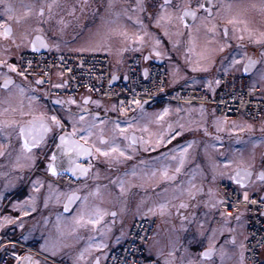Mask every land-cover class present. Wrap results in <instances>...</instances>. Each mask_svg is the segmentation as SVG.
Returning a JSON list of instances; mask_svg holds the SVG:
<instances>
[{"label":"rangeland","instance_id":"1","mask_svg":"<svg viewBox=\"0 0 264 264\" xmlns=\"http://www.w3.org/2000/svg\"><path fill=\"white\" fill-rule=\"evenodd\" d=\"M198 1L173 0L172 7L163 9L173 18L162 19L157 24L164 4L162 0H143L145 9L151 8L149 14L136 7L137 0H113L115 7L110 10L108 0H88L87 7H82L83 0H68V39L50 40L49 46L51 50L107 54L113 70L124 69L133 52L161 56L168 70L169 87L214 88L220 74L242 73L239 60L246 53H252L256 55L258 65L247 76L250 85L257 87L264 98V81L258 79V73L264 70V41L257 42L264 33V10L259 11L257 0H217L219 11L216 10L213 17L205 19L208 15H199L185 28L176 18L179 9ZM160 2L162 5L158 7ZM229 4L231 10L227 8ZM115 13H120L119 19ZM113 20L114 23H107ZM230 20L236 22L229 23ZM213 25L215 30L210 31ZM224 28H227L228 38L224 36ZM237 41L243 42L245 48L227 50ZM234 60L237 63H233ZM193 68L197 70L193 71ZM87 95L83 91L76 96L60 97L58 100L63 103L51 104V109L37 103L50 115H56L70 132L73 131L71 121H74L75 137L93 146V156L88 158L92 171L80 184L62 185L60 177L52 176L47 171L50 155L45 149L38 155V148H33V159H25L18 135L9 136L13 128H6L4 134H0V144L5 145L0 149L5 153L0 156V222L3 223L0 235L22 244H7L15 257L22 258L16 259L15 264H30L24 257H31V264H54L52 260L60 264H102L107 251L126 238L132 221L146 217L153 218L156 227L145 245V255L159 264H164L165 260L180 264L181 256L185 262L193 259L195 264H220L218 254L212 261L201 260L197 255L209 246L213 228L219 229L215 244L217 249L224 246V264H241L246 237L245 213H239V220L237 217L221 218L218 205L212 208L211 204L218 201L215 183L233 181L230 179L232 172L239 167H250L253 172L251 180L243 187L236 183L239 190L244 195L264 193V181L259 179L264 173L261 163L264 159V122L228 119L217 115L209 105L178 102L143 106L128 116H121L115 100L92 96L91 110L85 112L89 100L85 103L83 97ZM28 99L27 93L21 94L16 85L1 91L0 121L19 120L21 108L24 112L30 110ZM69 100L75 103H69ZM94 110H102L108 117H96L93 121ZM70 113L74 114L71 118ZM93 123L92 135L85 142L81 139L84 135L81 129ZM176 132L181 134L176 136ZM131 134L137 141L134 149L128 147L130 141L125 138ZM113 136L131 159L121 157L119 163L110 164L111 158L95 153V147H107L100 145L101 137L110 141ZM177 167L180 172H176ZM133 169L135 176L131 174ZM165 173L175 179H166ZM120 179L124 181L123 192L118 183H113ZM189 181L195 185L193 192L201 189L194 198L187 191ZM97 188L99 194L91 195ZM20 190L22 193L17 195ZM70 191H80L81 197L87 196L88 204L76 202L65 212L63 201ZM181 203L189 207L179 209L178 213L177 207ZM161 204L166 205L163 212L159 207ZM97 207L101 215L94 218L99 222L95 225L87 223ZM82 210L83 220L77 225L74 221ZM58 215L61 217L59 232ZM182 215L188 220L182 221ZM13 227L16 228L15 237L9 232ZM60 232H63L62 236ZM201 232L206 234L200 235ZM194 235L195 240L192 239ZM46 241L58 242L59 250L55 256L51 255L50 249L41 248ZM173 244L176 251L170 257L168 253L173 251ZM262 256L264 258V249Z\"/></svg>","mask_w":264,"mask_h":264},{"label":"built area","instance_id":"2","mask_svg":"<svg viewBox=\"0 0 264 264\" xmlns=\"http://www.w3.org/2000/svg\"><path fill=\"white\" fill-rule=\"evenodd\" d=\"M18 64L20 72L27 69V78L33 82L37 79L43 81L39 84L43 89V100L50 105L55 99L76 96L85 91L92 97L115 100L121 116L130 115L143 106L178 102L209 105L217 115L228 119L243 118L252 122H264V98L260 96L257 87L250 85L245 73H222L214 88L169 87L165 62L158 63L153 58L146 60L138 52L130 54L122 70H113L109 57L103 53L61 50H26L20 53ZM113 75L117 76L115 81H112ZM135 101H139V104ZM83 164L87 166L88 160ZM57 177L64 183L79 182L66 173ZM215 192L218 201L226 202L218 204V210L224 214L221 218H235L241 211L245 213L243 264H264L263 193L247 194L248 199L245 200V195L236 183L228 180L217 181ZM155 227L156 221L150 217L133 220L126 238L107 251L102 264H157L155 259L145 255V245ZM1 237L0 264H15L16 257L7 244H22L0 235Z\"/></svg>","mask_w":264,"mask_h":264},{"label":"snow or ice","instance_id":"3","mask_svg":"<svg viewBox=\"0 0 264 264\" xmlns=\"http://www.w3.org/2000/svg\"><path fill=\"white\" fill-rule=\"evenodd\" d=\"M56 0H52L51 3L47 4V8L49 13L51 14L53 6L55 5ZM0 5H2L3 7V12L2 14H0V28L3 29L2 32H0V37H4L7 39H11L13 44H16V40H15V36L13 34V30L11 28V26H9L7 24V21H11L12 19H14V17L11 15V13L13 12V6L10 3H7L6 0H0ZM89 6L88 0H83V5L82 7H87ZM262 8H264V3H262ZM33 7L34 6H28L27 11L24 13V18H23V23H24V30L21 33L20 39L23 41L25 39H27L30 31H32V26L31 24L28 22L27 17L29 16V14H34L37 17V22L38 23H43V20L41 18H43L44 16V10H45V5L43 3H41L39 5V9L38 11H35L33 13ZM113 7H115V4L113 2V0H108V4H107V8L110 10ZM136 7L140 10V11H145V6L143 3V0H137V5ZM169 7H172L171 4V0H164V4L161 6V13L159 14L158 18H157V24H159L160 20L162 19H168L171 20L173 17L171 14H167L163 11V9H167ZM176 7H179V5H177ZM216 7V5L214 4L213 0H199V2L196 4V7L193 8L191 6H185L180 10V14L178 17H176L180 23L184 24V27L187 28L189 25L186 23V20L188 18H191V20L193 22L196 21L197 17L199 16L200 12H206L208 14V16L205 18H211V14H212V10ZM227 8L229 10H231L232 5L229 4L227 5ZM127 11V10H125ZM217 11H219V9H217ZM120 13H115V17L116 19H119ZM4 17H7V21L4 20ZM16 22L19 24L21 23V18L20 17H16ZM115 21H107V23H114ZM139 23V21H137ZM235 20H230L229 23H235ZM36 31H39V29H35ZM215 30V25H213L212 29H210V31H214ZM224 35L225 37H227V28L224 29ZM242 38V37H241ZM264 41V33L261 34V40H258L257 42H262ZM31 43V49L33 52H38L40 49L42 48H48L49 45L45 42L44 38L41 36H36L34 39H32L30 41ZM157 43H159V41H157ZM16 47H20L19 44H16ZM58 47V45H57ZM223 50V49H221ZM81 51H83V49H81ZM157 55H159V53H157ZM262 55H264V53H262ZM233 63H237V61H233ZM258 61L256 60H252L251 58H249L247 60V62L245 63L244 66V72L248 73L251 72L254 68H256ZM0 66H6L11 72H16L18 75L27 78L28 75V71L27 69H25V71H21V72H17V66L15 64H11L7 61V59H0ZM30 66V64H29ZM193 71H196L197 69L193 68ZM206 70V69H204ZM113 79H115V77H113ZM258 79L260 81H264V70H261L258 73ZM43 81L41 79H37L35 80V83L37 85L41 84ZM217 83H219V81H217ZM14 81L11 79L10 76H5L4 78V84L2 85V87H4L5 89H7L10 85H13ZM17 88H19V91L21 94L24 93V88L16 85ZM54 87H62V85H54ZM30 100H37L38 97L35 96H31L29 97ZM87 98L85 99V103H87ZM56 103H63L62 101H56ZM69 103H75V101L73 100H69ZM98 103V102H96ZM135 103L139 104V101H135ZM7 111V110H5ZM123 111V109H122ZM165 113L167 112V109L164 110ZM12 112L15 113L16 109H12ZM19 115L21 117L25 116V115H29V113H26L22 110H20ZM70 118L74 115V114H69ZM159 118V117H158ZM48 119L51 120V124L48 123ZM79 119L81 121H83V116H80ZM96 120V116H93V121ZM73 123V131L71 133H68L66 131L63 132V134H61L59 136V143L57 144V150L60 152V157H58L55 153L49 158L50 163L47 165V171L49 173H51L52 176H57V175H62L64 173L70 172L73 176L76 177H83V178H87L89 175V171L91 168V164H89L88 167H84L83 165H80L77 163V159L79 156H89L92 157L93 156V149L89 148V147H85L84 145H81L80 143H78L76 140L73 139V137H75L77 135V130H76V126H75V122L71 121ZM95 124L93 123L92 125H89L86 128L81 129V131L84 133V135H81V139L85 140V142H87V139L92 135L91 132V128L94 127ZM116 127L119 128V124H116ZM183 127V126H181ZM6 128H19V137L20 139L23 141L22 143V148L24 150V158L27 160H32L33 157L31 156V150L33 148H37L39 145H41L42 143L45 142V138L48 135V133L53 131V128H57V129H61L63 130L64 125L61 123V120L57 118L56 115H52L49 118H45L44 114H41L39 116H33V118L31 120L28 121H21V120H16L15 118L13 119H9V120H4V121H0V134H4V129ZM121 133H123V129H121ZM181 133L180 132H176L175 135L179 136ZM126 139H128L130 141L128 147H131L134 149V146L136 144V138L133 137H125ZM100 145H107V147H95V153L98 154L101 157L104 158H111L109 159V163H119L120 162V158L124 157L125 159H131V157L127 156L126 154V150L125 149H121L118 145V143L116 142V138L115 136H113V138L109 141L104 139L103 137L100 138L99 141ZM189 147L191 146V143H189L188 145ZM5 147V145L0 144V149H3ZM5 153L0 150V156H3ZM19 159V157H18ZM64 159L67 160V167L64 166ZM183 163V159H181V164ZM228 164L231 163V161L227 162ZM262 164H264V159H262L261 161ZM176 172H180V168L177 167ZM127 174V173H126ZM133 176L136 175L135 170L133 169L132 173ZM153 175H155V173H153ZM252 175V171L250 170V167H239L236 169L235 174L233 176L230 177V179L233 180V182L238 183L241 185V187H243L248 179L251 177ZM165 178L166 179H175V177H167L166 173H165ZM259 179L264 181V173H261L259 175ZM36 182H34L35 184ZM113 183H118V186L120 187V191L123 192L124 191V181L123 179H120L118 182L117 181H113ZM190 184V188L187 189V191L189 192L190 196H192L193 198L196 195V192L201 191V189H196V192H193L192 189L195 188V185L191 183V181H189ZM51 187V185H50ZM38 191V189H37ZM99 194V188H97L96 191L92 192L91 195L96 196ZM245 200L248 199L247 193H245ZM46 202H47V198H46ZM76 202H80L84 205L88 204V197L84 196V197H79L76 195L75 192H72L71 194L68 195L67 197V201L64 204V210L65 212L69 211V208L72 204L76 203ZM225 200H219L216 201L215 203L211 204L212 208H216L218 204H225ZM94 207V206H93ZM161 211L163 212V209L166 207V205L161 204L159 205ZM189 205L185 204V203H181L178 207H177V211L179 213V209L181 208H188ZM149 211H153V209H149ZM25 215H27V212L24 213ZM100 209L97 207L95 208L94 213H91L90 216L92 218H90L87 223L90 224H97L99 222L98 219L94 218L95 216H100ZM112 215H115V213H113ZM221 215L223 216L224 214L221 213ZM60 219L61 217L58 215L57 216V230L58 232L60 231ZM195 219V216L193 215V220ZM83 220V210L81 211V214L78 218L75 219V223L77 225H79L81 223V221ZM181 220L182 221H186L188 220V217L186 216H181ZM237 220H239V217H237ZM11 222V221H8ZM0 227H3V223L0 222ZM20 227H23V225L21 224ZM204 225L203 223L200 224V228L203 229ZM219 229L213 228L211 235L209 236V240H210V244L207 248L204 249V251L198 253V258H200L201 260H208V261H212L213 258L215 256H217V254L219 255V259H220V264H224V260L226 257V253L224 250V246L221 245L219 249L216 248V233ZM72 231H75V229H73ZM230 231V229H229ZM206 233L201 232L200 235H205ZM60 235H63V232H60ZM193 240L196 239L195 235L192 237ZM100 247V246H98ZM243 247V245H242ZM41 248L44 250H51V255L55 256L59 250L58 248V242L57 241H46L45 245H41ZM176 251L175 245L173 244V251H170L168 253V255L171 257L174 255V252ZM185 252H188V249L185 248ZM16 259L18 261H20L22 258L21 257H16ZM23 259L28 260L31 264V257H24ZM243 262V253H241V264ZM36 264H38V262H36ZM133 264H135V262H133ZM157 264H159V261H157ZM164 264H171V261L169 260H165ZM180 264H195V260L193 259H188L185 262V258L184 256H181V260H180Z\"/></svg>","mask_w":264,"mask_h":264},{"label":"flooded vegetation","instance_id":"4","mask_svg":"<svg viewBox=\"0 0 264 264\" xmlns=\"http://www.w3.org/2000/svg\"><path fill=\"white\" fill-rule=\"evenodd\" d=\"M145 1L147 2L148 0H145ZM155 1H158V0H155ZM172 1L173 0H171V3H172ZM226 1L228 2V1H231V0H226ZM6 2L10 3L13 6V12L11 13V15L14 17V19H12L11 21H7V17H4V20H6L7 24L9 26H11V28L13 30V34L15 36L16 44H19L20 47H16V44H13L11 39L0 37V51H1L0 54H2V57H0V59H7V61L9 63L15 64V65H16V61H17V72H20L19 71V64H18L20 53H22L23 51H26V50H32L30 41L32 39H34L36 36L43 37L45 42L48 45H49V41L50 40L54 41L56 39L58 40V38H60V39H68V7H69L68 6V0H56L55 5L53 6L51 14L48 11L47 4L51 3L52 0H6ZM213 2L216 5V7L212 10L211 17L214 16L215 11L219 8L218 1L217 0H213ZM41 3H43L45 5L44 16H43V18H41L43 20V23H38L37 22V17L34 14H29L27 19H28V22L32 26V31H30L27 39L22 41L20 39V36H21V33L24 30V23H23L24 13L27 11L28 6H34L33 7V13L35 11H38L39 5ZM162 3H164V0H162ZM162 3L160 2L158 7H160L162 5ZM197 3L191 4V5L182 6L179 9V14H180V10L183 7L191 6V7L195 8ZM257 3H258L257 5H258L259 11H263L264 8H262L261 5H262V3H264V0H257ZM132 8H135V6H133ZM150 9L151 8H146V13L147 14H149ZM2 12H3V7H2V5H0V14H2ZM202 14L208 15L206 12H200L199 15H202ZM16 17H20L21 18V23L18 24L16 22V19H15ZM192 23H194V22L191 21V22H189L187 24L190 25ZM37 28L39 29V31L35 30ZM2 31H3V29L0 28V32H2ZM228 37H229V34L227 32V37L226 38H228ZM237 47L245 48V44L243 42H241V41H237V42H235V46L228 47L227 50L235 49ZM47 50H51L50 46L47 48ZM169 50H170V48H169ZM171 52H173V51L171 50ZM146 53H148V52H146ZM142 55H145V53L142 54ZM129 56H130V54H129ZM152 58L153 59L154 58H161L164 61V58L161 57V56L152 57ZM249 58H251L252 60L258 61L256 55H254L252 53H250V54L246 53L244 55V57L242 58V60H239L240 61V66H241L240 68L242 70V73H245L243 69H244L245 63L247 62V60ZM109 59H110V57H109ZM257 65H258V63H257ZM1 73L3 74V76L0 77V92L8 90V89L12 88L14 85H19V86L24 88V93H27L28 98L31 97V96L38 97L37 100H30V99L27 100V105H28V108L30 110L26 111V113H29V115H25L23 117L20 116L19 120L28 121V120H31L33 118V116H39L41 114H44L45 118H49V117L52 116V114L50 115L49 112L45 108L38 107V105H37V103H42V104H45L47 107H49L51 109L52 108L51 106H53L55 104V102H54L55 100H53V103H52L51 106H50V104L48 105V103L43 100V89L39 85H37L35 82L30 80L29 78L22 77V76L18 75L16 72H11L6 66H0V75H1ZM245 74H247V73H245ZM6 75L10 76L11 79L14 81V84L10 85L7 89L2 87V85H3L2 83H3L4 78H5ZM83 98L84 99L87 98L89 100V103L84 108V111L87 112V111L91 110V107H90L91 96L87 95V96H84ZM56 100H58V99H56ZM24 103H22V104H24ZM93 114H95V116L98 117V118H100V116L108 117L106 115L107 113L102 111V110H98V111L94 110ZM126 116H128V115H126ZM48 123L51 124V120L50 119H48ZM64 131H69V129L67 127H65V126H64L63 130L57 129V128H53V131L48 133V135L46 136L45 142L37 147L38 148L36 150V152H38L37 154L39 155L40 151L42 149H45V150L49 151V155L51 157V153H52V150H53L54 146L56 145L57 138ZM13 133L18 135V138H19L20 142L23 143V141L19 137V128H15L14 131L12 133H10L9 136H13L14 135ZM89 146L93 149V146H91V145H89ZM39 160H40V157H39L38 161ZM88 162H89V164H91L90 160ZM49 163H50V160L47 162V165ZM232 174H233V172H232ZM251 178H252V176H251ZM80 183H82V182L79 181L77 184H80ZM71 192H77L79 194V197H81L82 193L80 191H70L69 193H71ZM69 193H67V195ZM67 195H66V197H67ZM74 205H75V203H74ZM73 206H72V208H73ZM219 222L217 223V225H219Z\"/></svg>","mask_w":264,"mask_h":264},{"label":"water","instance_id":"5","mask_svg":"<svg viewBox=\"0 0 264 264\" xmlns=\"http://www.w3.org/2000/svg\"><path fill=\"white\" fill-rule=\"evenodd\" d=\"M192 20H191V18H188L187 20H186V22L187 23H189V22H191ZM40 50H47V48H42V49H40ZM144 58L147 60V59H149V54L148 53H145V55H144ZM154 61H156V62H158V63H161V62H163V60L161 59V58H154L153 59ZM113 77H115V79H113ZM113 77H112V81H115L116 79H117V76L116 75H113ZM123 78L125 79V77L123 76ZM2 84H4V81H3V83ZM56 101H58V100H56L55 99V104H57L56 103ZM66 132H68V133H71L70 131H66ZM61 134H63V132L61 133ZM60 134V135H61ZM59 135V136H60ZM59 136H58V138H57V142H56V145L54 146V148H53V150H52V153H51V156L55 153L58 157H60V152L57 150V144L60 142L59 141ZM134 136V134H131L130 135V137H133ZM135 137V136H134ZM73 139L74 140H76L78 143H80L81 145H84L85 147H89V148H91L89 145H87V144H85L84 142H82L80 139H78V138H76V137H73ZM137 142V141H136ZM86 158H90L89 156H86V155H83V156H79L78 158H76L77 159V163L78 164H80V165H83L84 167H88V166H86V165H84V164H82L81 163V161H83L84 159H86ZM64 166L65 167H67L68 165H67V160L66 159H64ZM236 171V170H235ZM235 171H233V174H232V176L235 174ZM252 171V170H251ZM67 174L68 175H71L73 178H75V179H80V178H82V177H76V176H73L70 172H67ZM252 174H253V172H252ZM252 176V175H251ZM250 179H251V177L248 179V181H247V183L250 181ZM246 183V184H247ZM72 193V192H71ZM71 193H69V194H71ZM76 193V195L77 196H79V194L77 193V192H75ZM68 194V195H69ZM68 195H67V197H68ZM262 196H264V193L262 194ZM67 197L65 198V200H64V202H63V210H64V204L66 203V201H67ZM74 204H72L71 206H70V208H69V211H70V209L72 208V206H73ZM65 211V210H64ZM68 212V211H67ZM204 251V250H203Z\"/></svg>","mask_w":264,"mask_h":264},{"label":"bare ground","instance_id":"6","mask_svg":"<svg viewBox=\"0 0 264 264\" xmlns=\"http://www.w3.org/2000/svg\"><path fill=\"white\" fill-rule=\"evenodd\" d=\"M149 59H152V57L150 56V54H149ZM87 159H88V158L84 159L83 161H81V163H82V164L85 163ZM88 161H89V160H88ZM87 166H89V164H87ZM91 171H92V166H91V168H90L89 175H90ZM66 174H67V173H66ZM69 176H71V175H69ZM83 179H85V178L82 177V178L78 179V181H80V182H84ZM60 183H61L62 185H68V183H64V182H60Z\"/></svg>","mask_w":264,"mask_h":264},{"label":"trees","instance_id":"7","mask_svg":"<svg viewBox=\"0 0 264 264\" xmlns=\"http://www.w3.org/2000/svg\"><path fill=\"white\" fill-rule=\"evenodd\" d=\"M216 136H218V137H220V135L219 134H215ZM214 136V135H213ZM215 136V137H216ZM222 136V135H221ZM22 193V190H20L19 192H17V195H19V194H21ZM14 229H16L15 227H13V229H10V231H9V229H6V231H9L11 234H13L14 236H12V237H15V232H14Z\"/></svg>","mask_w":264,"mask_h":264}]
</instances>
